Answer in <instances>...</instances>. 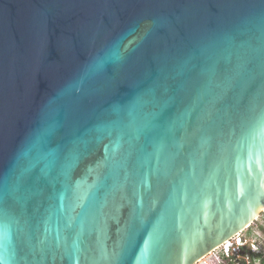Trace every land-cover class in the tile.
Segmentation results:
<instances>
[{
	"label": "water",
	"instance_id": "1",
	"mask_svg": "<svg viewBox=\"0 0 264 264\" xmlns=\"http://www.w3.org/2000/svg\"><path fill=\"white\" fill-rule=\"evenodd\" d=\"M263 212L264 0H0L7 264H196Z\"/></svg>",
	"mask_w": 264,
	"mask_h": 264
},
{
	"label": "built area",
	"instance_id": "2",
	"mask_svg": "<svg viewBox=\"0 0 264 264\" xmlns=\"http://www.w3.org/2000/svg\"><path fill=\"white\" fill-rule=\"evenodd\" d=\"M256 231L254 222L225 241L196 264H259L264 255V221Z\"/></svg>",
	"mask_w": 264,
	"mask_h": 264
},
{
	"label": "snow or ice",
	"instance_id": "3",
	"mask_svg": "<svg viewBox=\"0 0 264 264\" xmlns=\"http://www.w3.org/2000/svg\"><path fill=\"white\" fill-rule=\"evenodd\" d=\"M6 229L3 223H0V264H7V260L5 258L4 253V240L6 238ZM143 259H147V249L145 253L142 254Z\"/></svg>",
	"mask_w": 264,
	"mask_h": 264
},
{
	"label": "rangeland",
	"instance_id": "4",
	"mask_svg": "<svg viewBox=\"0 0 264 264\" xmlns=\"http://www.w3.org/2000/svg\"><path fill=\"white\" fill-rule=\"evenodd\" d=\"M262 214V213H261ZM254 226L251 227L252 230L256 231V229L260 226V225H263V222H262V216L260 215V217L253 223Z\"/></svg>",
	"mask_w": 264,
	"mask_h": 264
},
{
	"label": "trees",
	"instance_id": "5",
	"mask_svg": "<svg viewBox=\"0 0 264 264\" xmlns=\"http://www.w3.org/2000/svg\"><path fill=\"white\" fill-rule=\"evenodd\" d=\"M261 216H262V220L264 221V212L261 214ZM259 264H264V255L262 256Z\"/></svg>",
	"mask_w": 264,
	"mask_h": 264
}]
</instances>
